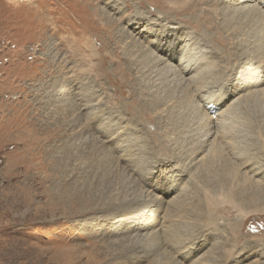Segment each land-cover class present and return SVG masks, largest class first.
Masks as SVG:
<instances>
[{
  "label": "rangeland",
  "instance_id": "1",
  "mask_svg": "<svg viewBox=\"0 0 264 264\" xmlns=\"http://www.w3.org/2000/svg\"><path fill=\"white\" fill-rule=\"evenodd\" d=\"M182 1L0 0V264H264V181L228 188L183 161L206 122L194 87L156 58L161 38L182 41L212 61L211 89L234 93L226 172L237 146L264 167V105L232 102L263 45L235 25L250 13ZM170 179L174 194L153 188ZM170 219L180 248L164 238Z\"/></svg>",
  "mask_w": 264,
  "mask_h": 264
},
{
  "label": "bare ground",
  "instance_id": "2",
  "mask_svg": "<svg viewBox=\"0 0 264 264\" xmlns=\"http://www.w3.org/2000/svg\"><path fill=\"white\" fill-rule=\"evenodd\" d=\"M175 1L178 2L180 0ZM225 1L228 2L229 5L233 6L236 10H240L241 13H250L251 21L236 22L235 25H237L238 28L241 26H247L248 28L253 29L254 32L252 34L255 36L256 45H263V48L259 52L258 58V60H260V65L251 67L247 73L243 75L241 74L237 77V80L239 82L234 84V88L232 91H235V94H240V96L236 99H233L232 102L243 101L246 96L252 95L253 97L256 96L255 99L252 97L246 98H249L248 100H254L256 102L261 101L264 105V0ZM181 3L183 4L182 0L181 2H178L176 4ZM175 41L176 40L166 41V39L161 38V40L157 43L156 48L158 49L159 46H161L166 50V52L164 53V55H162V58L155 54L156 58L161 64L164 63L166 66L171 63L169 65L171 66L169 67V71H171L170 75L172 76L173 80L178 77V79L182 84H184V86L191 85L192 87H194L195 92L192 93V97L188 96L189 98H191L189 101H193V104H195V108L201 105L202 115L200 122H206V125H204L206 133L201 139L197 140L198 142L196 141L200 147H198L197 145L195 146H197V148L199 149L194 154L191 153L192 156H187L183 161H189V165L198 163L201 167L204 166L205 170H208L211 174H213L214 177H218L219 175H227V177L231 179V181L227 183L228 188L233 186V179L242 181L243 189L255 187V185L258 184L260 180L264 181V167L262 165V162L259 160H253V158L260 157V152L251 151L252 153L241 155L239 154L240 148H238L237 146V148L232 149V151L234 152H231L230 156H228V158L231 159L229 160L230 162L227 166V173L224 170L226 166L221 165L222 162H225L226 158L224 154L225 152L228 153L227 147L235 145V143L232 142V137L226 133L228 127L231 126V124H229L231 123V121H228L227 123L223 122V118L227 113V109L229 111L228 113H233V108L228 107V105L230 104V100L232 99L231 97L234 96V93H228L229 95H225L224 93L220 92L221 88L212 90L211 88L215 86L213 82L214 78H211L210 74L212 61L200 56L196 50L192 51L190 48H186V45H183L182 41H180V43L178 44ZM244 92L245 94H242ZM226 97H228L227 100ZM110 138L111 136L107 135V139L109 142L111 141ZM194 160L196 161L194 162ZM258 161L259 163H257ZM187 171L188 170L183 167V172ZM173 185V179L162 180L155 182L153 188L158 189L159 192L163 194V196H170L174 194V192L178 191V188L176 187V189H174ZM228 188L224 190V196L229 203H231L233 206H237L238 199L234 198L231 193L225 192ZM219 195L223 196V192H219ZM260 197L262 198L263 196ZM145 200L150 201V197L145 198ZM170 202H172L173 206L179 207L181 212L183 213L184 209L179 195H174L170 199ZM261 203L264 202L261 201ZM151 206H154L155 209L158 210L159 206L154 204H147L145 206V212L153 215V211L155 209L154 207L151 208ZM238 209H241L240 200ZM176 225L177 224L172 219H170L167 222V225L165 224V228H163L162 225V232L165 236L164 238L167 241L171 243L173 242L172 244H170L171 246H173L174 248H180V246H182L185 242V236L179 234L180 232L176 231ZM190 242L191 241H189L188 243Z\"/></svg>",
  "mask_w": 264,
  "mask_h": 264
}]
</instances>
